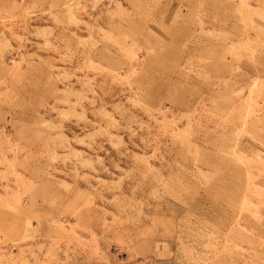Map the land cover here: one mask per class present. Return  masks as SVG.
Returning a JSON list of instances; mask_svg holds the SVG:
<instances>
[{
	"label": "rangeland",
	"instance_id": "rangeland-1",
	"mask_svg": "<svg viewBox=\"0 0 264 264\" xmlns=\"http://www.w3.org/2000/svg\"><path fill=\"white\" fill-rule=\"evenodd\" d=\"M0 264H264V0H0Z\"/></svg>",
	"mask_w": 264,
	"mask_h": 264
}]
</instances>
